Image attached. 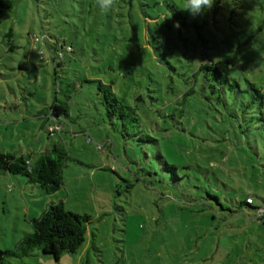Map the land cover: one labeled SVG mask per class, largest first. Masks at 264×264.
Segmentation results:
<instances>
[{
	"label": "rangeland",
	"instance_id": "1",
	"mask_svg": "<svg viewBox=\"0 0 264 264\" xmlns=\"http://www.w3.org/2000/svg\"><path fill=\"white\" fill-rule=\"evenodd\" d=\"M11 1L0 16V150L35 162L59 142L69 158L52 194L0 171V251H16L50 202L90 220L75 253L55 261L36 250L4 264H264V7L215 0L193 17L185 0H145L143 11L117 0L107 12L96 0ZM48 44L72 52L58 57ZM218 62L228 82L199 70ZM98 80L137 107L157 144L140 147L109 123ZM52 105L67 115L56 119ZM255 139L258 156L247 145ZM156 150L183 183L150 173ZM248 197L258 212L239 206Z\"/></svg>",
	"mask_w": 264,
	"mask_h": 264
},
{
	"label": "trees",
	"instance_id": "2",
	"mask_svg": "<svg viewBox=\"0 0 264 264\" xmlns=\"http://www.w3.org/2000/svg\"><path fill=\"white\" fill-rule=\"evenodd\" d=\"M131 1L130 3L133 7V2ZM257 1L261 7H264V0ZM136 2L143 11L145 0H136ZM165 4L172 13V20L174 23H179L182 15L177 9L176 4L166 1ZM0 5L3 8L0 7V9H2L0 10V16H3L4 8L11 11L13 6L11 0H0ZM138 6L136 10L139 13ZM170 30L171 32L165 35L167 40L166 46L171 50L170 53L172 54L177 48L178 31L172 27ZM6 36L9 39L8 50H14L16 46L13 43L12 36H14V34L11 28L6 33ZM41 38L45 40L46 36L43 34ZM35 40L38 42V37H35ZM154 42L158 43L159 41L154 38ZM53 47L55 46L48 44V49ZM154 49L163 53L165 56L164 62L170 65L169 61L166 60V53L162 51L160 46ZM66 52L71 53L72 48L68 46L65 53ZM50 53H57L58 57H63L65 54L62 48L58 50L56 47L54 48V52L50 50ZM199 70H212L223 82H228V77L225 75L227 71L226 62L213 64L205 63L200 66ZM96 84L97 96L104 107L105 115L112 126L116 124L119 125L123 138L131 139L140 147L157 144L156 139L142 131L140 126L141 119L137 113V107L130 106L128 101L124 98H118L110 84H105L99 80L96 81ZM249 85L257 92V88L253 84L249 83ZM51 110L52 115L56 117V119L60 115H67V108L63 106L52 105ZM261 119L263 121L261 128L264 129L263 115H261ZM260 139L264 146V135H262ZM254 143H257L256 139L252 144L247 142V145L252 153L258 156L259 149L257 144L254 145ZM152 153L154 160L153 166L155 167L152 169V172H150L151 174L158 176L162 180H166L168 183L175 184L179 182L178 185L183 183L182 181L185 178L180 176L176 165L166 161L158 150ZM145 156L148 157V153L145 152ZM68 158L69 155L65 146L59 142H54L46 151L40 153L35 162H32L24 156L18 157L13 153L0 150V171L11 176L25 177L27 182L36 185L43 194H52L63 186L62 172L67 166L66 162ZM210 198L218 200L215 195L210 196ZM239 206H247L248 208L257 209V212L259 211L258 208L253 207V204L247 203L246 200L240 203ZM259 215L261 217L260 219H262L263 215L261 212ZM89 220V217L86 215L82 216L65 210L61 200L50 202L38 218L31 220L32 232L23 236L16 251H0V264H4V256L23 258L31 255L32 252L36 250L44 256H50L55 261L59 259L62 253H75L85 240L86 225L89 223Z\"/></svg>",
	"mask_w": 264,
	"mask_h": 264
},
{
	"label": "clouds",
	"instance_id": "3",
	"mask_svg": "<svg viewBox=\"0 0 264 264\" xmlns=\"http://www.w3.org/2000/svg\"><path fill=\"white\" fill-rule=\"evenodd\" d=\"M214 2L215 0H185L183 11H187L191 16L195 17L211 9ZM96 3L98 7L107 12L113 7L115 0H96ZM174 27L178 28L179 25L176 24Z\"/></svg>",
	"mask_w": 264,
	"mask_h": 264
},
{
	"label": "built area",
	"instance_id": "4",
	"mask_svg": "<svg viewBox=\"0 0 264 264\" xmlns=\"http://www.w3.org/2000/svg\"><path fill=\"white\" fill-rule=\"evenodd\" d=\"M246 202L249 203V204H253V200H252V198H249V197L246 198Z\"/></svg>",
	"mask_w": 264,
	"mask_h": 264
}]
</instances>
